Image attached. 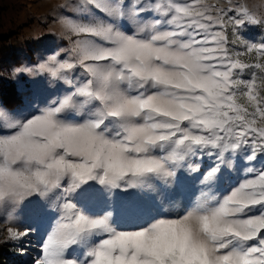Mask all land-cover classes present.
<instances>
[{"label":"snow or ice","instance_id":"6c2138e0","mask_svg":"<svg viewBox=\"0 0 264 264\" xmlns=\"http://www.w3.org/2000/svg\"><path fill=\"white\" fill-rule=\"evenodd\" d=\"M75 11L87 19L60 20L64 56L14 70L56 84L54 98L28 115L0 110V218L42 199L34 264H264V40L240 36L264 18L231 0H78ZM182 170L199 185L182 215L118 229L115 208L131 218L142 203L117 192L163 206ZM233 172L243 178L221 193ZM7 231L18 241L32 229Z\"/></svg>","mask_w":264,"mask_h":264},{"label":"rangeland","instance_id":"374dc122","mask_svg":"<svg viewBox=\"0 0 264 264\" xmlns=\"http://www.w3.org/2000/svg\"><path fill=\"white\" fill-rule=\"evenodd\" d=\"M204 2L218 4L220 7L229 5V0H204ZM77 3L78 0H0V110L8 114L28 115L33 106H46V103L54 98L58 87L56 84L49 85L43 76L16 73L14 70L25 66H36L58 51L61 56L66 54L70 44L62 35L60 20L87 19L86 16L75 11ZM231 3L233 5L242 3L258 18H264V0H231ZM229 35H231L230 31ZM240 36L248 44H258L264 40V26L246 24L240 30ZM233 48L234 52L243 51L240 46ZM241 58L248 63L255 62L251 56ZM247 71L248 69L245 70L244 79H249ZM250 71L260 74L258 69ZM257 83H260L259 80ZM12 85L21 100L14 109L8 108L2 100L3 95L9 94ZM260 91L264 94V87H261ZM208 163V158H203L202 168H206ZM256 163L257 166L264 163V157H260ZM178 176H180V184L173 185L169 189L168 201L163 206L149 195H141L134 190H129L127 193L117 192L115 194L117 202L137 199L142 203L140 212L131 218L123 216L118 206L115 208L114 219L118 229H137L155 218H176L182 215L185 208L199 195V185L195 173L190 174L182 170ZM242 178V172H233L220 182L219 191L225 192L231 184ZM95 187L99 188V186ZM42 207V199L33 196L15 209L14 223H6L0 218V264H34L41 254V244L47 229V222L41 212ZM104 210V208L94 209L100 214ZM9 227L21 232L25 228H31L32 231L23 240L11 241L7 239Z\"/></svg>","mask_w":264,"mask_h":264},{"label":"trees","instance_id":"16d2710c","mask_svg":"<svg viewBox=\"0 0 264 264\" xmlns=\"http://www.w3.org/2000/svg\"><path fill=\"white\" fill-rule=\"evenodd\" d=\"M259 38H257V39H259ZM250 72H251L250 70L247 71V77L248 78H250ZM2 100L5 103V105L10 109L16 108L19 105V103L21 102L20 95L18 94V92L16 91V89L13 85H12V88H11L9 94L2 96Z\"/></svg>","mask_w":264,"mask_h":264}]
</instances>
